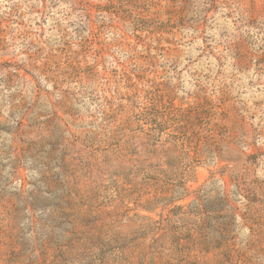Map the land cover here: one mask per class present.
<instances>
[{"label": "rangeland", "instance_id": "374dc122", "mask_svg": "<svg viewBox=\"0 0 264 264\" xmlns=\"http://www.w3.org/2000/svg\"><path fill=\"white\" fill-rule=\"evenodd\" d=\"M0 264H264V0H0Z\"/></svg>", "mask_w": 264, "mask_h": 264}]
</instances>
